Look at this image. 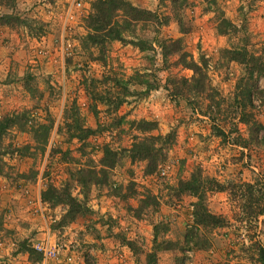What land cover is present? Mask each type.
<instances>
[{"label":"rangeland","instance_id":"374dc122","mask_svg":"<svg viewBox=\"0 0 264 264\" xmlns=\"http://www.w3.org/2000/svg\"><path fill=\"white\" fill-rule=\"evenodd\" d=\"M126 1L159 15L176 8L188 29L180 33L173 18L135 20L124 41L93 42L87 20L96 0H0V119L12 123L0 140V264H32L40 258L34 245L45 240L70 254L69 264H264L256 247L264 249V212L243 209L264 202V135L239 143L249 134L233 95L245 66L225 54L236 48L264 62V0ZM124 18L115 9L108 26ZM165 37L204 61L221 101L211 104L212 118L202 114L204 98L193 110L163 87L166 76L191 74L175 56L162 68L154 39ZM155 75L159 86L140 82L153 84ZM257 85L244 114L264 124V79ZM141 119L154 128L140 131ZM76 125L91 131L81 138ZM135 135L168 136L152 172L146 160L129 158ZM105 147L110 167L101 164ZM196 172L202 206L217 222L194 224L197 197L176 190ZM47 187L82 211L62 219L67 206L40 196Z\"/></svg>","mask_w":264,"mask_h":264},{"label":"trees","instance_id":"16d2710c","mask_svg":"<svg viewBox=\"0 0 264 264\" xmlns=\"http://www.w3.org/2000/svg\"><path fill=\"white\" fill-rule=\"evenodd\" d=\"M185 0H169L171 6H182ZM94 9V13L90 14L87 20V25L89 26L90 30L93 31L87 33V38L90 41L93 42H99V39L106 38V39H117L124 41L123 35L121 36V33L123 34L131 24V21H137V20H152L156 22L157 25H166L170 18L175 19L176 25L178 27V31L180 33H185L188 29L186 27L185 22L180 16V13L176 10V8L172 11V15L165 14V15H159L158 13H151L145 9L137 8L133 5H131L126 0H96V2L92 5ZM120 10L122 12V15L125 16L124 20H121V23L116 24L114 21V25H110V15L112 14V11L114 10ZM5 16H0V18ZM108 26V28H107ZM107 28V29H106ZM216 30L220 33H223L224 30L220 28V26H216ZM106 29V30H105ZM104 30V32H103ZM156 46L159 48V53L161 55V62H162V68L163 63L165 64L166 60L171 57L175 56L174 58V65L180 66L181 68H186L191 71V74L189 77L185 76H174L169 77L166 76L164 79V88L168 89L170 94L172 96H178L181 98H184L186 101L185 103L190 106L191 109L196 110L199 104H196L199 99L204 98L207 101V104L204 106V110H202V114L209 115L211 118V111L214 110L213 107H218L221 103L220 100H217L213 98L214 92L213 87L210 85L207 74H206V65L204 61L198 60L195 61L191 57V54L188 53L183 46V43L181 39L179 38H155ZM143 40H138L137 44L140 49L143 47H146V43ZM150 47V45H149ZM152 47V46H151ZM225 54L228 55V57L234 61H238L244 64V76L239 78L235 85V94L233 95V101L236 102L235 107L239 111L238 114V121L243 123L247 126V131L249 134V138H239L242 146H246L247 140H254L256 142H260L263 135H264V124H261L260 122L250 119L249 115L244 114V108L248 105H250V95L252 91L258 92L257 89V80L258 78L264 79V62L262 60V57L260 55L253 56L252 54H244V51H241L240 49H231L225 51ZM200 59V58H199ZM166 67V66H164ZM155 82L152 84L151 82H148L147 80H140L141 83L146 84L145 86H159V77L156 75L153 78ZM148 85V86H147ZM238 97V99H237ZM196 102H194V100ZM211 104H213L212 110ZM11 122L7 117H3L0 119V140L5 133V131L11 126ZM139 127L138 129L140 131H149L150 129L154 128L153 122H148L146 120H139L138 121ZM75 129H78L79 135L83 133V137H85L88 133H90V129L88 128H82L78 125L75 126ZM258 130H261V137L257 138ZM220 131V130H218ZM48 132V129H47ZM47 132L45 131V140ZM220 133H222L220 131ZM78 135V136H79ZM134 139L131 142L130 148H129V158L130 160L133 159H142L146 160V172H152L158 161L162 160L164 157L163 149L165 146V138L168 136L166 135L164 139L161 136L158 135H142V136H133ZM224 138V137H223ZM238 142V139L236 140ZM104 153V159L105 157H108L104 160L103 163H101L105 167H110L114 164V157H112V153L110 150L105 147L103 150ZM1 171V169H0ZM86 179L85 181H88V179H92L91 176H89L90 173L93 171H86ZM100 172L102 174L105 173L104 168H100ZM106 176H104L103 180ZM91 181V180H90ZM211 186L212 189L221 190L222 185L213 180L208 179L207 181ZM203 180L198 177V172L192 173L190 175V178L188 180H178L176 190L177 192H188L190 195H194L197 197V200L193 203L194 206H198L199 215L197 212H195V218H194V224H201V223H212L213 221L217 222V218H215L212 214L208 213L201 203L202 198V189H203ZM248 188L251 186L249 183H245ZM231 190V188H228ZM41 198L45 201L47 200H54L56 203H61L65 206H67V209L65 210L62 219H72L75 217L79 212L82 211L81 203L75 201L74 198L70 197L68 194H64V191L62 193L58 192L55 188L47 187L44 191L41 193ZM146 201L150 200V195L146 194L144 196ZM257 200V199H256ZM254 200L249 203H245L243 206L245 208V211L253 212L255 215L261 214L264 212V202L258 203V200ZM146 202L144 201V204ZM213 220V221H212ZM153 235V240H154ZM193 236V235H192ZM190 236V237H192ZM193 238V237H192ZM258 249V256L260 259H264V249L261 248L259 244H257ZM154 257V254L152 255ZM147 263H152L154 261V258L151 260L146 259Z\"/></svg>","mask_w":264,"mask_h":264},{"label":"built area","instance_id":"2783aa9c","mask_svg":"<svg viewBox=\"0 0 264 264\" xmlns=\"http://www.w3.org/2000/svg\"><path fill=\"white\" fill-rule=\"evenodd\" d=\"M78 5L79 2H76ZM34 248L40 254V258L35 259L32 264H69L73 259L70 254L62 253L60 247L49 241H39Z\"/></svg>","mask_w":264,"mask_h":264}]
</instances>
